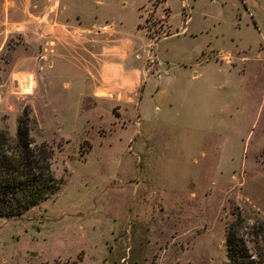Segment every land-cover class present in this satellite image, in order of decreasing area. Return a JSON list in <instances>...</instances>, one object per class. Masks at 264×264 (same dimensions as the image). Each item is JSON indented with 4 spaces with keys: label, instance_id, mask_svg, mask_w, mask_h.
<instances>
[{
    "label": "rangeland",
    "instance_id": "374dc122",
    "mask_svg": "<svg viewBox=\"0 0 264 264\" xmlns=\"http://www.w3.org/2000/svg\"><path fill=\"white\" fill-rule=\"evenodd\" d=\"M25 112L60 186L0 264H228L237 219L264 256V0H0L10 144Z\"/></svg>",
    "mask_w": 264,
    "mask_h": 264
},
{
    "label": "trees",
    "instance_id": "16d2710c",
    "mask_svg": "<svg viewBox=\"0 0 264 264\" xmlns=\"http://www.w3.org/2000/svg\"><path fill=\"white\" fill-rule=\"evenodd\" d=\"M29 132V112L19 117L15 144L5 140L0 131V215L9 218L48 199L60 186L50 169L51 149L45 142L32 145ZM241 225L237 219L227 226L228 264H264V256L257 257L250 251L247 238L239 230Z\"/></svg>",
    "mask_w": 264,
    "mask_h": 264
},
{
    "label": "crops",
    "instance_id": "0c3cea01",
    "mask_svg": "<svg viewBox=\"0 0 264 264\" xmlns=\"http://www.w3.org/2000/svg\"><path fill=\"white\" fill-rule=\"evenodd\" d=\"M143 80H145V78H143V79H142V81H143ZM163 80H164V78H162V79H161V81H163ZM140 83H142V82H140ZM139 85H140V84H139ZM135 87H136V89H135V90L137 91V89H138V86L134 85V87H133V88H135ZM139 88L141 89V85H140V87H139ZM140 89H139V90H140ZM142 92H143V91H142ZM156 93H157L158 95H161V94H162V92H161V91H160V92L158 91V92H156ZM141 99H142V96H141ZM141 99H140V95H139V96H138V98H137L135 101H136V102H138V101H139V100H141Z\"/></svg>",
    "mask_w": 264,
    "mask_h": 264
}]
</instances>
